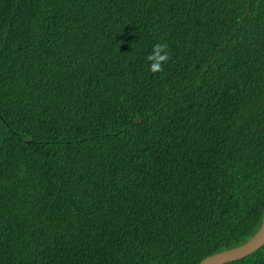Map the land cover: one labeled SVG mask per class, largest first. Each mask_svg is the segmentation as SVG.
I'll use <instances>...</instances> for the list:
<instances>
[{
    "label": "trees",
    "instance_id": "obj_1",
    "mask_svg": "<svg viewBox=\"0 0 264 264\" xmlns=\"http://www.w3.org/2000/svg\"><path fill=\"white\" fill-rule=\"evenodd\" d=\"M263 209L264 0H0V264H197Z\"/></svg>",
    "mask_w": 264,
    "mask_h": 264
},
{
    "label": "water",
    "instance_id": "obj_2",
    "mask_svg": "<svg viewBox=\"0 0 264 264\" xmlns=\"http://www.w3.org/2000/svg\"><path fill=\"white\" fill-rule=\"evenodd\" d=\"M264 245V209L261 223L255 233L244 243L208 255L200 260L197 264H223L243 258Z\"/></svg>",
    "mask_w": 264,
    "mask_h": 264
},
{
    "label": "clouds",
    "instance_id": "obj_3",
    "mask_svg": "<svg viewBox=\"0 0 264 264\" xmlns=\"http://www.w3.org/2000/svg\"><path fill=\"white\" fill-rule=\"evenodd\" d=\"M148 64V70L152 73L163 72V66L170 60V52L168 44L156 43L152 46L151 52L146 57Z\"/></svg>",
    "mask_w": 264,
    "mask_h": 264
}]
</instances>
